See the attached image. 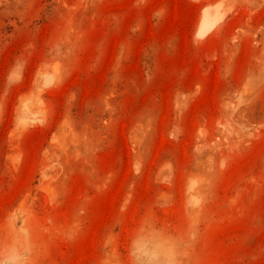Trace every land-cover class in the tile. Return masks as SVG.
<instances>
[{
    "label": "rangeland",
    "instance_id": "1",
    "mask_svg": "<svg viewBox=\"0 0 264 264\" xmlns=\"http://www.w3.org/2000/svg\"><path fill=\"white\" fill-rule=\"evenodd\" d=\"M0 264H264V0H0Z\"/></svg>",
    "mask_w": 264,
    "mask_h": 264
}]
</instances>
